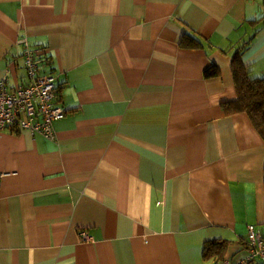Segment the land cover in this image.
<instances>
[{"label":"crops","instance_id":"0c3cea01","mask_svg":"<svg viewBox=\"0 0 264 264\" xmlns=\"http://www.w3.org/2000/svg\"><path fill=\"white\" fill-rule=\"evenodd\" d=\"M22 41L67 113L53 141L0 134V264H220L208 242L236 262L263 238L264 140L222 104L239 50L264 78V0H0L9 87Z\"/></svg>","mask_w":264,"mask_h":264},{"label":"built area","instance_id":"2783aa9c","mask_svg":"<svg viewBox=\"0 0 264 264\" xmlns=\"http://www.w3.org/2000/svg\"><path fill=\"white\" fill-rule=\"evenodd\" d=\"M22 44L27 80L23 84L9 87L7 76L0 79V134L3 131H28L53 141L56 138L53 123L62 120L67 111L55 104L56 78L39 72L35 59L43 50L30 49L26 41H22ZM81 240L88 238L82 234ZM247 250L245 258L236 262L222 260L220 264H251L254 260L264 262V239L255 232L253 226H248Z\"/></svg>","mask_w":264,"mask_h":264},{"label":"trees","instance_id":"16d2710c","mask_svg":"<svg viewBox=\"0 0 264 264\" xmlns=\"http://www.w3.org/2000/svg\"><path fill=\"white\" fill-rule=\"evenodd\" d=\"M184 43H186L184 46L190 48H200L201 46L198 41L191 37H186ZM42 55H44V51L39 56ZM231 72L237 91V99L222 104L223 111L229 114L245 113L264 140V78H257L252 75V71L242 61L240 50L231 58ZM218 73L216 66H210L203 75L204 78L209 79L216 77ZM227 246L228 242L225 241L208 242L203 248L202 258L207 261H222Z\"/></svg>","mask_w":264,"mask_h":264}]
</instances>
